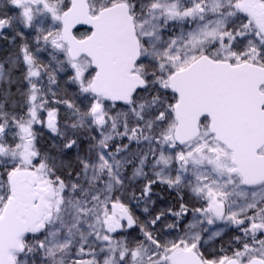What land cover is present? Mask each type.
I'll return each instance as SVG.
<instances>
[{
	"label": "snow or ice",
	"instance_id": "snow-or-ice-1",
	"mask_svg": "<svg viewBox=\"0 0 264 264\" xmlns=\"http://www.w3.org/2000/svg\"><path fill=\"white\" fill-rule=\"evenodd\" d=\"M0 39V264H264V0H0Z\"/></svg>",
	"mask_w": 264,
	"mask_h": 264
},
{
	"label": "rangeland",
	"instance_id": "rangeland-1",
	"mask_svg": "<svg viewBox=\"0 0 264 264\" xmlns=\"http://www.w3.org/2000/svg\"><path fill=\"white\" fill-rule=\"evenodd\" d=\"M12 49L13 46L11 44L3 39H0V62L4 61L7 58L8 53L11 52ZM153 199L156 200V204L152 207L156 208L157 210L169 205V203L160 200L156 195H154ZM225 239H227V236L225 237Z\"/></svg>",
	"mask_w": 264,
	"mask_h": 264
},
{
	"label": "trees",
	"instance_id": "trees-1",
	"mask_svg": "<svg viewBox=\"0 0 264 264\" xmlns=\"http://www.w3.org/2000/svg\"><path fill=\"white\" fill-rule=\"evenodd\" d=\"M155 192L158 193V195H156V196L160 200L165 201L169 204L172 202L173 197L162 186H156ZM161 197H163V198L161 199Z\"/></svg>",
	"mask_w": 264,
	"mask_h": 264
}]
</instances>
